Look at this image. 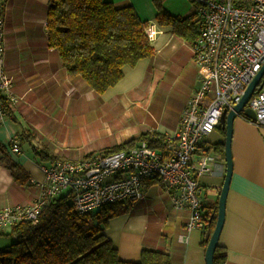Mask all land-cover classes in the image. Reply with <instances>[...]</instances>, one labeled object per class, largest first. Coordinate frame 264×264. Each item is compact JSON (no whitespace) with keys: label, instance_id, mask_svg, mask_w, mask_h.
Masks as SVG:
<instances>
[{"label":"crops","instance_id":"obj_1","mask_svg":"<svg viewBox=\"0 0 264 264\" xmlns=\"http://www.w3.org/2000/svg\"><path fill=\"white\" fill-rule=\"evenodd\" d=\"M109 1L118 7L131 5L143 21L156 23L153 0ZM48 9L49 0H6L4 4L5 69L22 100L10 106L0 124V209L30 203L39 195L32 178L42 180L41 165L51 163L39 162L38 150L45 148L60 159L77 160L148 131L175 136L181 113L203 75L196 65V70L187 69L185 56L192 57L191 45L184 43L189 53L173 65L180 67L181 82L165 79L168 69L157 49L136 67H125L124 78L99 94L81 77L71 76L58 51L49 47ZM98 121L99 131L104 124L105 135L108 133L104 143L97 140ZM225 138L222 129L216 128L205 136L195 155L194 164L202 156L212 159L211 172L198 176L205 211L207 206L217 209L227 168ZM12 139L17 140L20 153L12 151ZM212 144L218 147H210ZM232 154L233 174L219 245L226 251L225 264H264V127L237 116ZM3 157L21 166L20 182L2 162ZM124 203L127 211L113 217L104 229L122 264L138 262L144 248L168 251L171 264H207L204 229L187 230L189 210H176L172 194L161 188L159 180L144 184L142 200ZM180 235H187V240L181 241ZM4 236H0V248L14 239L8 235L10 240L5 241Z\"/></svg>","mask_w":264,"mask_h":264},{"label":"built area","instance_id":"obj_2","mask_svg":"<svg viewBox=\"0 0 264 264\" xmlns=\"http://www.w3.org/2000/svg\"><path fill=\"white\" fill-rule=\"evenodd\" d=\"M5 1L0 0V124L8 116L6 104L22 100L5 69ZM196 1L201 27L191 50L193 62L203 75L181 113L176 135L167 136L166 152L141 141L117 152L97 151L77 160L43 164V179L32 178L39 195L30 203L0 209V232L21 221H34L49 200L66 190L72 192L77 211L93 213L108 203L142 200L143 186L152 179L159 180L161 188L172 194L176 210H189L188 231L205 228L198 176L211 172L212 159L202 156L194 164L195 155L205 136L221 125L223 112L240 101L264 63V0ZM146 32L153 42L162 30L149 22ZM248 105L256 113V119L249 120L264 127V78ZM10 146L14 153L21 152L16 139ZM179 239L187 240V235Z\"/></svg>","mask_w":264,"mask_h":264},{"label":"trees","instance_id":"obj_3","mask_svg":"<svg viewBox=\"0 0 264 264\" xmlns=\"http://www.w3.org/2000/svg\"><path fill=\"white\" fill-rule=\"evenodd\" d=\"M153 3L157 8L156 24L169 28L172 34L193 45L201 27L197 13V20L194 15L174 16L163 8L161 0ZM148 23L131 5L118 7L109 0H49L48 45L58 51L71 76L81 77L95 92L105 94L124 78L125 67L134 68L141 60L156 54L157 49L146 32ZM10 106L7 104V110ZM219 127L225 133V128ZM141 141H147L163 153L169 144L166 134L148 131L101 151L125 150ZM37 154L41 163L60 159L45 148ZM2 162L12 171L15 181L20 182L21 166L8 157H3ZM125 204L112 202L93 213H81L73 205L72 192L61 193L42 207L34 221H21L9 231L0 232L15 238L0 248V264H122L117 248L104 229L113 217L127 211ZM206 210L204 233L208 242V231L212 232L215 227L218 210L210 206ZM225 261V248L219 245L214 264H225ZM129 264H171L170 253L144 248L141 259Z\"/></svg>","mask_w":264,"mask_h":264},{"label":"water","instance_id":"obj_4","mask_svg":"<svg viewBox=\"0 0 264 264\" xmlns=\"http://www.w3.org/2000/svg\"><path fill=\"white\" fill-rule=\"evenodd\" d=\"M264 78V63L260 70L256 73L250 83L247 85L240 101L230 110L224 111L221 117V126L225 128V160H226V175L224 183L221 189L217 204V219L216 224L211 232L208 231V244L206 248V263L214 264V255L217 247L219 246V240L221 232L225 223L226 217V203L228 192L231 184L232 174H233V154H232V137L234 130V120L237 116L245 115L251 120L256 119V113L248 105L250 98L255 93L256 89L259 87L260 83Z\"/></svg>","mask_w":264,"mask_h":264},{"label":"rangeland","instance_id":"obj_5","mask_svg":"<svg viewBox=\"0 0 264 264\" xmlns=\"http://www.w3.org/2000/svg\"><path fill=\"white\" fill-rule=\"evenodd\" d=\"M161 4L163 6V8L170 14V15H174V16H182V17H186V16H191L194 15L195 19L197 20V10L199 9L200 5L196 0H161ZM148 22H152V21H148ZM158 27V26H157ZM159 28V27H158ZM159 29L162 30V33L158 36V38L154 41V46L156 49H160V55L159 53L157 55H159V58L161 56V58H165L163 63L164 68L168 69V73L166 75V80H170L171 82L174 81V79H180V82L182 81L183 77H179L180 76V72L178 73V71L180 70V67L177 68H173L174 62L176 61V63L178 64V62L180 60H183L185 56V54L189 53V46L184 44L187 42H183L181 37L179 36H172V32L171 30H169L168 28H165L164 30L160 27ZM153 43V42H152ZM176 45V46H175ZM190 45V44H189ZM181 46H184L182 49ZM192 46V45H191ZM191 50V47H190ZM179 52V53H178ZM192 54V50L191 53H189V55ZM169 55H171V57H169ZM169 57V58H168ZM186 57L185 60V64L188 61V70H196L197 67H195L194 62L192 57ZM168 58V60H167ZM173 63V64H172ZM169 65V67H168ZM180 65H183L182 63H180ZM179 82V81H177ZM257 91V89H256ZM96 115V114H95ZM97 128H96V136H97V140L100 138L102 140V143L106 142V137L108 136L105 135V125L102 124L101 125V131H99V121L96 124ZM101 143V144H102ZM69 146H72L74 148H76V146H74L73 143H69ZM2 237V235H0ZM5 241H9L10 239H8V235H5ZM15 240L11 239V242H13ZM10 242V243H11ZM7 245V244H5ZM4 247V246H2Z\"/></svg>","mask_w":264,"mask_h":264},{"label":"bare ground","instance_id":"obj_6","mask_svg":"<svg viewBox=\"0 0 264 264\" xmlns=\"http://www.w3.org/2000/svg\"><path fill=\"white\" fill-rule=\"evenodd\" d=\"M8 105H10V104H8ZM6 107H7V104H6ZM7 113H8V110H7ZM143 190H144V186H143Z\"/></svg>","mask_w":264,"mask_h":264}]
</instances>
